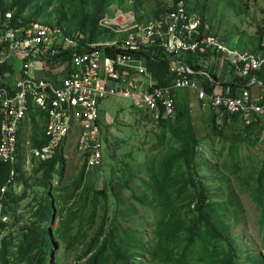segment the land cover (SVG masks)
I'll return each instance as SVG.
<instances>
[{
	"label": "rangeland",
	"instance_id": "obj_1",
	"mask_svg": "<svg viewBox=\"0 0 264 264\" xmlns=\"http://www.w3.org/2000/svg\"><path fill=\"white\" fill-rule=\"evenodd\" d=\"M2 3L14 5L21 21L50 23L99 44L117 39L101 26L117 9L134 6L156 22L177 0ZM186 3L230 50L259 49L264 0ZM193 95L177 92L175 115L163 125L111 97L100 106L99 165L88 166L89 147L75 132L57 158L21 168L7 194L9 220L0 224V264H264V119L226 121L199 108ZM43 116L35 111L27 123L25 136L35 144ZM1 129L0 104V139ZM191 134L198 142L187 161ZM6 169L0 166V184Z\"/></svg>",
	"mask_w": 264,
	"mask_h": 264
},
{
	"label": "built area",
	"instance_id": "obj_2",
	"mask_svg": "<svg viewBox=\"0 0 264 264\" xmlns=\"http://www.w3.org/2000/svg\"><path fill=\"white\" fill-rule=\"evenodd\" d=\"M190 10L188 4L181 3L156 22H145L133 9H117L101 21L102 28L114 32L117 39L92 44L83 34L67 35L58 26L41 22L24 25L0 0V65L8 63L17 71L15 76L7 74L0 80V163L11 167L0 189V224L9 220L4 200L19 170L29 169L34 161L54 159L75 132L84 148L89 147L88 166L101 163L103 151L97 144L100 106L111 97L131 101L156 120L174 116L179 91L194 93L198 107L246 120L264 118V38L257 53L232 51L222 38L202 27L200 14ZM109 48L115 54L111 55ZM155 52L169 62L172 81L167 87H156L148 72L143 53ZM66 53L71 54L68 59H57ZM192 55L201 63L217 65L216 75L246 79L260 74L262 79L253 77L244 90L224 88L206 71L191 69ZM199 64L196 66L204 68ZM205 80L214 86L209 91ZM253 88L259 90L256 95L250 90ZM35 111L44 115L37 144L25 136Z\"/></svg>",
	"mask_w": 264,
	"mask_h": 264
},
{
	"label": "trees",
	"instance_id": "obj_3",
	"mask_svg": "<svg viewBox=\"0 0 264 264\" xmlns=\"http://www.w3.org/2000/svg\"><path fill=\"white\" fill-rule=\"evenodd\" d=\"M186 1L187 0H177V6L180 4V3H183V2H185L186 3ZM3 5V4H2ZM190 7V6H189ZM14 8H15V6L13 5V6H10V8H8V9H12V10H14ZM6 9V8H5ZM190 9L192 10V11H194V12H198L196 9H194V8H191L190 7ZM7 10V9H6ZM190 10V11H191ZM191 11V12H192ZM203 16V15H202ZM16 21H21V20H19L18 19V17L16 16ZM23 21V20H22ZM33 21H28V20H25V21H23V24L24 25H28V24H30V23H32ZM262 35V34H261ZM263 39V38H262ZM90 41V40H89ZM108 51H109V53L112 55V54H115V52H113V49H111V48H109L108 49ZM119 53H121L122 51L121 50H119L118 51ZM70 53H66L64 56H59L57 59H68L69 58V55ZM71 55V54H70ZM143 56H145V58L148 60V64H149V69H150V72L153 74V76H154V78H155V86L156 87H167L168 85H169V83L172 81V78L170 77V73H169V70H168V66H169V63L167 62V61H163V60H161V58L160 57H158V56H156V55H152V54H148V53H143ZM194 56H190V59H192V61H191V64L193 63V60H194ZM197 70H200V68H197ZM7 74H11L12 76H15L16 74H17V71L15 70V68H14V66L13 65H10V64H8V63H6V64H3V65H0V80L1 79H4V77L7 75ZM168 75H169V77H170V79H171V81L169 80V77H168ZM255 74H253L252 76H254ZM212 76L215 78V80H217V78H216V75H214V73H212ZM242 83H247V81H242V79L240 80ZM204 86L206 87V90L207 91H209L210 90V88H213L214 86L210 83V82H207L206 80L204 81ZM226 86V85H225ZM175 101H176V98L174 99V115H175V112H176V105H175ZM142 110V109H141ZM162 111H164V108L162 109ZM210 113L211 114H214L215 116H217L216 114V112L215 111H211L210 110ZM216 113V114H215ZM222 116L223 117H225L226 118V121H231V120H233V121H235V120H237V118L238 117H240V116H237V115H232V116H230V115H227V114H225V113H222ZM171 117H173V116H171ZM168 118H170V117H168ZM264 119V118H263ZM156 121H158V123L159 124H161V125H163V124H165L166 123V121H167V118H161V119H159V120H156ZM1 139H2V129H1ZM1 139H0V143H1ZM197 137L195 136V135H193V134H191L190 135V139H189V141H188V150H186L185 152H184V158H185V160H189V157H190V152H192L194 149H193V144H197ZM59 155H57L55 158H57ZM89 157V155L88 154H86V159ZM54 158V159H55ZM53 159V160H54ZM6 166L7 167V169H6V171L4 172V173H1V175L3 174H7V178L9 177V175H10V171H11V167H10V165H7V164H2V163H0V166ZM1 178V177H0ZM7 178H6V180H7ZM6 180H5V182H6ZM4 182V183H5ZM4 183L3 184H0V189H1V187L4 185ZM4 203H5V205H9V201H7V197H6V200H4ZM3 224V226H6V223H2ZM213 234H214V236L215 237H218L219 239H223V240H226V241H229V237L228 236H225V235H223L221 232H216L215 230H214V232H213ZM104 249V247H102L101 248V251Z\"/></svg>",
	"mask_w": 264,
	"mask_h": 264
},
{
	"label": "clouds",
	"instance_id": "obj_4",
	"mask_svg": "<svg viewBox=\"0 0 264 264\" xmlns=\"http://www.w3.org/2000/svg\"><path fill=\"white\" fill-rule=\"evenodd\" d=\"M2 1V0H1ZM183 3H185V2H183ZM3 4V3H2ZM181 4V3H180ZM187 4V3H186ZM4 6V5H3ZM177 6V5H176ZM175 6V7H176ZM6 9H8V8H10V6H4ZM129 9H133L134 10V6L133 7H131V8H129ZM129 9H124V10H129ZM10 10H12V9H10ZM14 11V10H13ZM135 11V10H134ZM171 11V10H170ZM169 11V12H170ZM168 12V13H169ZM198 14H200L199 12H197ZM138 14V13H137ZM138 15H140V14H138ZM16 16V15H15ZM200 16H201V19H202V24H203V26L202 27H206L207 25H205V22H204V20L203 19H205L201 14H200ZM142 19H144L145 20V22H150L149 20H147V18L145 19V18H142ZM33 22H41V21H33ZM44 24H46V23H44ZM48 25H50V26H55V25H52V24H50V23H47ZM58 27H60V26H58ZM208 27V26H207ZM63 31H65V32H67L64 28H62V27H60ZM208 32H209V34H213V33H210V28H208ZM67 35H71V33L70 32H67ZM214 35V34H213ZM216 36V35H215ZM219 37V36H218ZM221 38V37H220ZM263 40V39H262ZM262 40H261V42H262ZM225 41V40H224ZM261 42H260V44H261ZM260 50V47H259V49L257 50V51H255V52H252V53H257L258 51ZM243 53H245V52H243ZM247 53H249V52H247ZM63 55V54H62ZM192 56H194L195 58H194V60H193V63L191 64V61H192V59H189V66L191 67V69L192 70H194V71H200V72H204V71H206V73L207 74H209L210 76H211V78L213 79V80H215V78L212 76V73H214V75H216V72H217V65H210V66H208V68H212L211 70H209V69H204V68H202V67H200V66H196V64H198V63H200V64H204V63H201V61L202 60H200V59H197V57L195 56V55H192ZM59 56H57V58H58ZM58 60H63V59H58ZM168 62V61H167ZM169 63V62H168ZM199 64V65H200ZM197 68H200V70H197ZM168 70H169V66H168ZM169 73H170V71H169ZM231 75V76H230ZM229 76L228 75H223V77L220 75H216V78H217V80H215V81H217V82H219V81H221L222 83H221V85L225 88V87H231L233 90H238V88L240 87L242 90H244V89H246V88H248V85L250 84V81L252 80V78L253 77H257V78H259V81H260V79H262V75H260V74H255L254 76H250L249 78H246V79H242V81H247V83H242L240 80V78H237V77H234L232 74H230ZM170 77H171V75H170ZM226 85V86H225ZM250 90H252V92L256 95L258 92H259V90L258 89H256V88H253V89H250ZM236 93V92H235ZM240 92H237V94H239ZM194 94V93H193ZM193 98H195V95H193ZM195 101H196V99H195ZM199 108H202V107H199ZM202 109H206V108H202ZM209 111L211 110V111H213L212 109H208ZM217 114H220V115H222V113L221 112H216ZM230 116H232V115H230ZM238 116V115H237ZM261 118V117H260ZM161 119V118H160ZM167 119H169V118H167ZM60 155V154H59ZM8 200V199H7Z\"/></svg>",
	"mask_w": 264,
	"mask_h": 264
},
{
	"label": "crops",
	"instance_id": "obj_5",
	"mask_svg": "<svg viewBox=\"0 0 264 264\" xmlns=\"http://www.w3.org/2000/svg\"><path fill=\"white\" fill-rule=\"evenodd\" d=\"M39 75L41 76V77H44L45 76V74L43 73V72H39Z\"/></svg>",
	"mask_w": 264,
	"mask_h": 264
}]
</instances>
